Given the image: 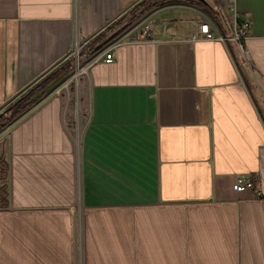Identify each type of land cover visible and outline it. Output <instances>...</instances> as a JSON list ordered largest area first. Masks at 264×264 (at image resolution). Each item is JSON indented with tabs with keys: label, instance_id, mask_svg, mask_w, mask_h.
<instances>
[{
	"label": "crops",
	"instance_id": "1",
	"mask_svg": "<svg viewBox=\"0 0 264 264\" xmlns=\"http://www.w3.org/2000/svg\"><path fill=\"white\" fill-rule=\"evenodd\" d=\"M162 1L0 0V116L97 46L77 138L54 88L5 133L0 264H264V0Z\"/></svg>",
	"mask_w": 264,
	"mask_h": 264
},
{
	"label": "rangeland",
	"instance_id": "2",
	"mask_svg": "<svg viewBox=\"0 0 264 264\" xmlns=\"http://www.w3.org/2000/svg\"><path fill=\"white\" fill-rule=\"evenodd\" d=\"M143 8V7H141ZM105 42H100V45H104ZM96 45L88 46L83 53V59L80 60L79 63L76 61L66 62L64 65V70L67 72L65 78L54 87V95L61 97L65 104L69 105L71 109V115H69V127L71 129V133L73 136L77 138V124L79 119V103H80V87L85 82L86 69L88 66L89 60L91 59L90 53L95 50ZM92 50V51H90ZM94 56V54L92 55ZM91 61V60H90ZM10 109V108H9ZM7 109L0 116V198L5 199L7 193V174H8V161H7V152H6V131L7 129L14 124V122L19 118H16L14 121H10L13 117V113L17 110V108L11 112ZM21 116V115H20ZM10 121V122H8ZM8 122V125L4 128L1 125H4Z\"/></svg>",
	"mask_w": 264,
	"mask_h": 264
},
{
	"label": "built area",
	"instance_id": "3",
	"mask_svg": "<svg viewBox=\"0 0 264 264\" xmlns=\"http://www.w3.org/2000/svg\"><path fill=\"white\" fill-rule=\"evenodd\" d=\"M221 10L220 8H218ZM232 29V36L230 38L225 37L223 35H217L214 33L211 29V27L208 24H202L199 27L198 32L194 36V41L197 40H206V41H219L222 43H236L239 45H243V43L247 40V38L250 36L251 32V23L249 21H242L241 19H236L233 24L231 25ZM141 41L142 42H149L153 38V24H148L145 26V28L141 31ZM89 44L84 42H75L73 45V49L71 53L69 54L67 61H76L77 63L80 62L81 59H83V53L84 50L88 48ZM243 47V46H242ZM116 60V54H115V48H111L108 51H106L104 54H102L100 57L95 59V63L103 62L105 64H113ZM87 72V69H86ZM245 186L252 188L253 182L247 181L244 183Z\"/></svg>",
	"mask_w": 264,
	"mask_h": 264
},
{
	"label": "trees",
	"instance_id": "4",
	"mask_svg": "<svg viewBox=\"0 0 264 264\" xmlns=\"http://www.w3.org/2000/svg\"><path fill=\"white\" fill-rule=\"evenodd\" d=\"M168 3H187V4H195L192 0H164L160 2L162 4ZM100 40V38H99ZM67 72L65 70H60L51 76L47 77L41 83H39L34 89H32L26 96L20 99L18 102L13 104L9 112L17 110L13 113V117L10 120L11 122L18 118L20 115L27 112L31 109L37 102L44 98V96L55 86H57L66 76ZM8 121V122H10ZM6 122L4 125H1L3 128L8 125ZM2 200V197L0 198Z\"/></svg>",
	"mask_w": 264,
	"mask_h": 264
}]
</instances>
